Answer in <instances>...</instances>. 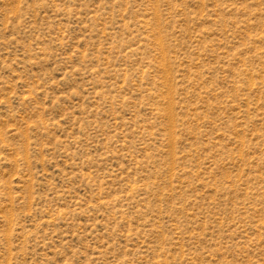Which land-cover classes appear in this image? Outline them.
<instances>
[{"label": "rangeland", "instance_id": "obj_1", "mask_svg": "<svg viewBox=\"0 0 264 264\" xmlns=\"http://www.w3.org/2000/svg\"><path fill=\"white\" fill-rule=\"evenodd\" d=\"M0 264H264V0H0Z\"/></svg>", "mask_w": 264, "mask_h": 264}]
</instances>
